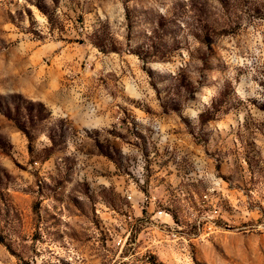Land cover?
I'll list each match as a JSON object with an SVG mask.
<instances>
[{"label": "rangeland", "instance_id": "rangeland-1", "mask_svg": "<svg viewBox=\"0 0 264 264\" xmlns=\"http://www.w3.org/2000/svg\"><path fill=\"white\" fill-rule=\"evenodd\" d=\"M0 264H264V0H0Z\"/></svg>", "mask_w": 264, "mask_h": 264}, {"label": "built area", "instance_id": "built-area-1", "mask_svg": "<svg viewBox=\"0 0 264 264\" xmlns=\"http://www.w3.org/2000/svg\"><path fill=\"white\" fill-rule=\"evenodd\" d=\"M203 199H204V201H209V198H208V196L207 195H205V196H203ZM146 201H148V204H153L154 202V198H146ZM213 208V214L214 215H217L218 214V211L215 209V207H212ZM154 217H156V218H162V217H168V218H170L171 219V217L168 215V214H166L163 210H158L157 212H155L154 213ZM129 219H130V217H129ZM172 221V220H171ZM165 224L164 225H167V226H174L175 227V225H174V222L172 221L171 222V224L168 222H164ZM200 220H197V222H196V225L199 227L200 225ZM206 227V232H207V234L209 235L211 232H212V230L215 228V224L213 223V222H211V221H207L206 223H205V225H204V228ZM181 234H180V232L179 231H177V230H175V229H171L170 231H169V233H168V239H169V242H171V243H174V242H177V241H179L180 239H181ZM121 244V246L123 245L122 244V239H118L117 240V242H116V245L117 246H119Z\"/></svg>", "mask_w": 264, "mask_h": 264}]
</instances>
